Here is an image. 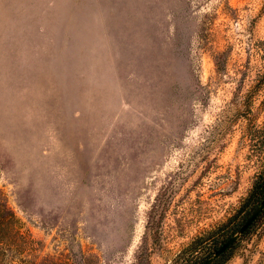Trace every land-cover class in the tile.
I'll use <instances>...</instances> for the list:
<instances>
[{
	"label": "rangeland",
	"instance_id": "374dc122",
	"mask_svg": "<svg viewBox=\"0 0 264 264\" xmlns=\"http://www.w3.org/2000/svg\"><path fill=\"white\" fill-rule=\"evenodd\" d=\"M263 141L264 0H0V200L37 263L201 264ZM214 264H264V211Z\"/></svg>",
	"mask_w": 264,
	"mask_h": 264
},
{
	"label": "trees",
	"instance_id": "16d2710c",
	"mask_svg": "<svg viewBox=\"0 0 264 264\" xmlns=\"http://www.w3.org/2000/svg\"><path fill=\"white\" fill-rule=\"evenodd\" d=\"M262 149L264 151V141L262 142ZM262 166L251 190L241 204L238 215L245 210L253 209L264 197V162ZM32 244L30 234L23 229L22 222L7 204L0 200V264H60L57 262L48 263L46 260L37 263L35 255H33L35 251ZM225 254L218 260H222Z\"/></svg>",
	"mask_w": 264,
	"mask_h": 264
},
{
	"label": "water",
	"instance_id": "95a60500",
	"mask_svg": "<svg viewBox=\"0 0 264 264\" xmlns=\"http://www.w3.org/2000/svg\"><path fill=\"white\" fill-rule=\"evenodd\" d=\"M263 211L264 197L258 204V206L254 209V211L250 214V216L246 219L244 224L237 230V232L229 237L223 244H221L213 252V254L205 259L201 264H212L216 259L225 254L235 244V242L248 231V229L255 223V221L259 218Z\"/></svg>",
	"mask_w": 264,
	"mask_h": 264
},
{
	"label": "flooded vegetation",
	"instance_id": "af4514ba",
	"mask_svg": "<svg viewBox=\"0 0 264 264\" xmlns=\"http://www.w3.org/2000/svg\"><path fill=\"white\" fill-rule=\"evenodd\" d=\"M219 258H220V257H219ZM219 258H218V259H219ZM218 259H216L212 264H214Z\"/></svg>",
	"mask_w": 264,
	"mask_h": 264
}]
</instances>
